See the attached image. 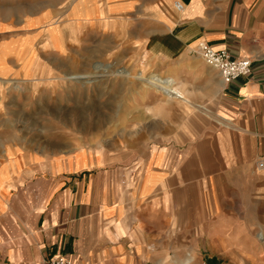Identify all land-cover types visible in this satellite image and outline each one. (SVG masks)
<instances>
[{"label": "rangeland", "instance_id": "1", "mask_svg": "<svg viewBox=\"0 0 264 264\" xmlns=\"http://www.w3.org/2000/svg\"><path fill=\"white\" fill-rule=\"evenodd\" d=\"M115 16L107 0H0V240L76 177L123 232L83 264H264V161L217 119L198 43L169 57Z\"/></svg>", "mask_w": 264, "mask_h": 264}, {"label": "crops", "instance_id": "2", "mask_svg": "<svg viewBox=\"0 0 264 264\" xmlns=\"http://www.w3.org/2000/svg\"><path fill=\"white\" fill-rule=\"evenodd\" d=\"M176 1L183 3L182 10L175 7ZM107 2L117 12L115 17L127 18L137 34L147 37L149 50L173 57L206 41L216 49H227L233 57L251 59L249 74L229 84L209 66L202 89L217 97L222 108L217 119L237 130L245 145L255 146L257 161H264V0ZM50 191V199L35 218L17 221L14 238L8 243L0 240V264H48L61 253L74 264H83L81 257L87 253H104L118 222L116 213L103 204L95 182L67 178ZM234 206L233 201L227 203L230 214Z\"/></svg>", "mask_w": 264, "mask_h": 264}, {"label": "built area", "instance_id": "3", "mask_svg": "<svg viewBox=\"0 0 264 264\" xmlns=\"http://www.w3.org/2000/svg\"><path fill=\"white\" fill-rule=\"evenodd\" d=\"M178 10L184 8L180 1L175 2ZM198 51L204 61L215 68L221 75L223 81L227 84L233 82L239 77L246 76L251 70V59L248 57H233L227 49H216L206 41H200L197 45ZM263 166V163H260ZM49 264H73L68 257L58 254L53 256Z\"/></svg>", "mask_w": 264, "mask_h": 264}, {"label": "bare ground", "instance_id": "4", "mask_svg": "<svg viewBox=\"0 0 264 264\" xmlns=\"http://www.w3.org/2000/svg\"><path fill=\"white\" fill-rule=\"evenodd\" d=\"M126 73L128 75L130 74L129 71H127ZM137 75L140 78L145 79L147 82L153 84L157 90L163 92V94L168 98H171L174 96H180L182 94L179 86L177 85L173 77L169 76L163 79L157 73H151L148 76H146L144 73V70H139ZM222 82L224 83L223 79H222Z\"/></svg>", "mask_w": 264, "mask_h": 264}]
</instances>
